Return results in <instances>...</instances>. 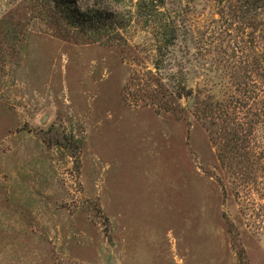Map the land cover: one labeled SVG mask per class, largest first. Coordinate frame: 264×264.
Segmentation results:
<instances>
[{"label": "rangeland", "instance_id": "1", "mask_svg": "<svg viewBox=\"0 0 264 264\" xmlns=\"http://www.w3.org/2000/svg\"><path fill=\"white\" fill-rule=\"evenodd\" d=\"M165 3L176 40L156 70L152 6L95 4L125 20L116 35L0 0V264H264V176L249 217L197 120L238 93L250 28L213 0Z\"/></svg>", "mask_w": 264, "mask_h": 264}, {"label": "trees", "instance_id": "2", "mask_svg": "<svg viewBox=\"0 0 264 264\" xmlns=\"http://www.w3.org/2000/svg\"><path fill=\"white\" fill-rule=\"evenodd\" d=\"M33 1L38 4L41 2L40 5L45 8L46 13L50 14L48 16L55 19V24L65 23L66 26L85 28L94 33H98L100 30L112 31L117 35L118 27L125 23V20H119L115 9L96 7L95 4H100L101 0H95V4L90 7H83L79 0ZM147 1L138 0V3L143 9L147 6H152L154 9L151 13L146 14L156 18L155 26L158 33L156 34L155 68L160 70L161 64L165 61L164 56L166 60H170V56H172V52L168 53L167 49L174 46L173 43L176 40V21L164 8L165 0ZM213 1L221 9L219 13H222L225 5L234 17L241 18V22L246 23L250 28L246 34L250 55L246 56L245 67H240L246 72L245 75L240 74V79H237L235 86L238 93L217 101L216 105L208 103L200 109L201 114H198V110L195 114H198V123H201L213 134L223 149L224 154L221 155V162L226 164L227 170L223 173L228 177L225 178L226 184L222 185L230 187L236 202L242 206L245 215L253 217L258 214L259 210H263V206L252 202V199L250 201L247 195L253 189L251 184L256 187L259 174L264 176V0ZM113 38L111 37V39ZM241 46L238 45L240 48L238 52L243 53L244 50ZM236 78H238L237 72ZM163 79V77H159L157 86L162 87ZM191 94L189 92L182 95L171 90L170 95L176 100V102H171H174L176 106L182 97H186L189 99L187 105L190 102L193 104Z\"/></svg>", "mask_w": 264, "mask_h": 264}]
</instances>
